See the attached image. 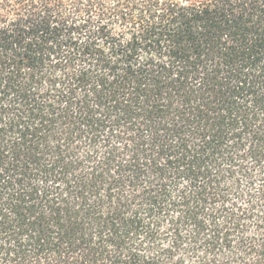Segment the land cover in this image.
Masks as SVG:
<instances>
[{"label":"trees","instance_id":"16d2710c","mask_svg":"<svg viewBox=\"0 0 264 264\" xmlns=\"http://www.w3.org/2000/svg\"><path fill=\"white\" fill-rule=\"evenodd\" d=\"M0 264H264V0H0Z\"/></svg>","mask_w":264,"mask_h":264}]
</instances>
